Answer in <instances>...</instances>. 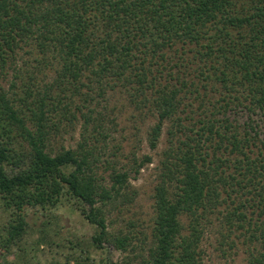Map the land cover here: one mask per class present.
Wrapping results in <instances>:
<instances>
[{"label": "trees", "instance_id": "obj_1", "mask_svg": "<svg viewBox=\"0 0 264 264\" xmlns=\"http://www.w3.org/2000/svg\"><path fill=\"white\" fill-rule=\"evenodd\" d=\"M24 48L55 69L62 95L41 94L32 82L26 94L35 99L23 109L0 92V196L14 211L9 241L26 234L25 209L68 198L95 227L94 248L133 251L132 237L109 231L107 216L134 202L131 173L152 159L132 155L127 169L108 166L106 178L84 134L95 121L89 105L118 90L122 106L155 119L151 150L170 124L151 196V240L138 264H204L201 242L213 218L242 237L245 264H264V0H0V78ZM48 105H74L84 119L74 148L49 147L57 125ZM236 107L250 120L261 115L262 131L232 123L227 113ZM3 253L0 264H8Z\"/></svg>", "mask_w": 264, "mask_h": 264}, {"label": "rangeland", "instance_id": "obj_2", "mask_svg": "<svg viewBox=\"0 0 264 264\" xmlns=\"http://www.w3.org/2000/svg\"><path fill=\"white\" fill-rule=\"evenodd\" d=\"M26 50L29 49L24 48L17 53L15 62L5 68L0 78V92L7 93L8 98L15 100V106L23 109L29 108V102L35 99L26 94L32 82L37 83L41 94L49 88L51 91L48 95L51 97L62 95L53 86L55 69L34 62V56L25 53ZM118 92L107 90L103 98L89 105L95 121L84 134L91 137L90 141L101 153L98 171L106 178L110 173L108 166L116 170L127 169L132 164V155L137 160L145 155L152 159L139 170L137 176L131 173L129 182L137 191L134 202L114 210L111 208L107 216L108 230L131 236L133 251L122 253L111 245H104L101 250L94 248L91 237L96 231L95 227L82 218L72 206L73 200L68 198H62L51 209H25L27 232L19 241L11 242L7 238L6 228L14 217V211L5 205L0 196V249L8 264H76V261L87 264L139 263L143 249L151 240V196L158 178L160 155L166 146V129L170 124H164L158 146L151 150L147 131L155 119L149 114L140 116L133 106H122L126 102ZM77 102L74 104H80ZM47 107L57 125L52 127L49 147L52 150L74 148L81 139L84 119L74 105L70 109L67 106ZM24 112L28 114V110ZM227 114L232 123L242 128L250 121L262 131L263 118L258 113L251 115L252 120L246 109L238 107L232 108ZM201 248L204 264H245L247 257V245L243 243L242 237L237 238L235 233L229 234L220 220L215 218L203 236Z\"/></svg>", "mask_w": 264, "mask_h": 264}]
</instances>
